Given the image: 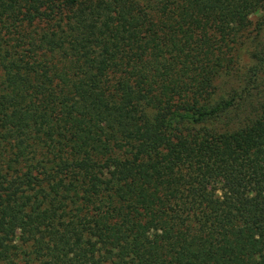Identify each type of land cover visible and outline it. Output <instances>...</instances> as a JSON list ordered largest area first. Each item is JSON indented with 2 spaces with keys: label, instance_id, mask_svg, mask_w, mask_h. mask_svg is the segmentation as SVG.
Here are the masks:
<instances>
[{
  "label": "trees",
  "instance_id": "16d2710c",
  "mask_svg": "<svg viewBox=\"0 0 264 264\" xmlns=\"http://www.w3.org/2000/svg\"><path fill=\"white\" fill-rule=\"evenodd\" d=\"M263 24L264 0H0V264H264Z\"/></svg>",
  "mask_w": 264,
  "mask_h": 264
},
{
  "label": "rangeland",
  "instance_id": "374dc122",
  "mask_svg": "<svg viewBox=\"0 0 264 264\" xmlns=\"http://www.w3.org/2000/svg\"><path fill=\"white\" fill-rule=\"evenodd\" d=\"M262 12H256L251 15V18L253 21H256L260 17H262ZM261 38H264V24L262 25L260 29V35ZM252 45V43L250 44ZM252 46H249L248 44H244L240 48L239 51V63H238V74L237 75H231V76H222L217 81V89L215 91V98L221 99L225 98L233 89L238 88L241 86V78L243 77L245 71L247 70L248 65L251 63V59L249 57V51L252 49Z\"/></svg>",
  "mask_w": 264,
  "mask_h": 264
}]
</instances>
